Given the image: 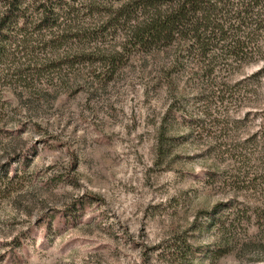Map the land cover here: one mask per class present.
<instances>
[{
  "label": "rangeland",
  "instance_id": "rangeland-1",
  "mask_svg": "<svg viewBox=\"0 0 264 264\" xmlns=\"http://www.w3.org/2000/svg\"><path fill=\"white\" fill-rule=\"evenodd\" d=\"M86 39L12 38L0 65V264H264V61L113 70L87 52L123 33ZM215 208L243 217L230 251Z\"/></svg>",
  "mask_w": 264,
  "mask_h": 264
},
{
  "label": "trees",
  "instance_id": "trees-1",
  "mask_svg": "<svg viewBox=\"0 0 264 264\" xmlns=\"http://www.w3.org/2000/svg\"><path fill=\"white\" fill-rule=\"evenodd\" d=\"M87 16L93 20L86 21ZM111 30L123 33L120 48L101 49L97 44L87 52L99 53L108 69L115 70L126 52H163L170 75L202 69L216 81L222 68L264 61V0H5L0 14V65L10 59L12 38L29 53L41 44L43 48L57 40L65 44L80 33L97 43ZM20 34L25 37L22 42ZM35 34L51 38L42 37L35 44ZM45 63L35 67L41 69ZM24 71L20 66L15 74ZM255 74L264 76V64ZM6 76L0 72V78ZM216 211L211 218L222 223V245L230 251L238 241L239 227L243 228V217L238 214L227 223L219 220Z\"/></svg>",
  "mask_w": 264,
  "mask_h": 264
}]
</instances>
